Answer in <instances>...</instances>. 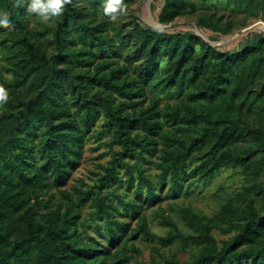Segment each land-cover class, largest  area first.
Masks as SVG:
<instances>
[{"label":"trees","instance_id":"16d2710c","mask_svg":"<svg viewBox=\"0 0 264 264\" xmlns=\"http://www.w3.org/2000/svg\"><path fill=\"white\" fill-rule=\"evenodd\" d=\"M97 1L105 2L72 0L65 7L53 33L56 49L50 52L25 22L26 0L20 7L16 0H0V13H8L11 25L0 26V47L12 72L10 78L0 69V84L9 93L0 107V264L130 262L133 257L123 248L109 261L108 246H115L127 227L116 212L123 206L135 215L140 201L151 205L159 192L144 168L126 158L157 151L160 185L171 180L173 195L187 180H209L225 168H241L249 183L246 205L227 201L213 218L182 206L179 213L190 234L167 214L159 215L170 227L161 243L182 239L198 246L190 261L175 257L173 264H264V34L241 49L219 50L195 32L147 27L135 15L124 22L122 15L113 22L112 37V21L96 15ZM135 1L124 0L126 14ZM227 1L258 17V0ZM198 11L196 0H165L159 21L169 24ZM197 23L225 35L248 24L217 11L197 16ZM111 52L120 59L110 61ZM150 90L180 99L161 106L154 97L144 106ZM115 94L125 100L116 103ZM102 116L103 129L95 136L109 133L121 148L113 151L99 187L122 182L119 168L124 167L128 186L137 184L138 198L146 184L144 199L126 200L117 189L74 195L65 188ZM31 133L40 137L36 145L28 139ZM91 198L93 216L104 219L96 225L105 238L102 245L83 234L87 223L81 210ZM139 220L134 235L157 239L146 215ZM215 226L231 235L219 243Z\"/></svg>","mask_w":264,"mask_h":264},{"label":"rangeland","instance_id":"374dc122","mask_svg":"<svg viewBox=\"0 0 264 264\" xmlns=\"http://www.w3.org/2000/svg\"><path fill=\"white\" fill-rule=\"evenodd\" d=\"M85 1L87 4L91 3V0ZM196 1L199 8L196 15L178 17L172 23L161 24L159 21V14L165 0H136L130 7V11L123 16V21H130L127 19V15H129V17L135 15L140 22L147 27H160L169 32H195L207 42L218 47L219 50L241 49L247 43L255 41L264 34V0H258L260 2V7L256 9L258 17H253L248 8L244 7L241 9L234 4H229L227 0ZM97 3L96 15L99 18H105L103 14V4L105 2L97 1ZM87 7L88 9L92 8L90 5H87ZM212 11H217L221 14L225 13L238 23L246 20L248 24L246 26L237 27L232 33L226 35L198 25L197 16ZM59 19L60 16L45 23L42 22L38 16L34 14L30 15L27 11L25 15V22L28 28L38 33V41H42L45 46H48L50 52L56 49L53 33L57 28L56 24ZM113 25L114 23L112 22L108 29L110 35L115 37L114 31L111 30ZM3 31H6V29ZM7 57L8 54L6 50L0 47V69L7 77L11 78L12 72L6 69V67H10ZM98 59H101V57L97 56L96 60ZM108 59L114 61L115 59H120V57L111 52ZM115 95L116 103L125 100L122 96L118 94ZM154 97L160 98L161 106H165L168 102L170 104L176 103L180 99V97L176 96L171 97L167 93L160 94L150 90L144 100V106H147ZM103 122V116L94 122L82 147L81 155L78 157L79 162L75 167L71 168L69 180L65 188L70 190L74 195H76L79 190L88 192L101 189L102 193H106L112 189H117L116 192L123 195L126 200L144 199V193L147 189L145 188L146 184H143V195L138 198L136 194L137 184L131 187L128 186L126 183L128 174L124 167L119 168V175L123 179L122 182H115L111 187H99L100 176L106 173L105 167L109 165L113 157V151L121 148L120 144L112 143L111 134L109 133H105L101 138L95 136L94 132L96 129H103ZM41 129L42 128H38V135H40ZM135 131L144 133L141 129ZM39 138V136L35 137L33 133L28 136V139L32 141L31 144L33 145L38 143ZM159 154L160 152L157 151L153 154L146 153V158H126L131 164L137 162L144 168L145 174L157 185L159 197L151 205L140 201V212L135 213V215L126 212L123 206L120 207V212H116V218L126 221L127 227L125 231L121 232L122 237L119 242H117L115 246H108L110 248L109 261L117 259V249L120 248H123L128 255L131 254L133 257L127 264H173L175 257L181 262L190 261L198 250V246L191 240L182 239L176 240L168 245L161 243L159 238L165 236L170 227L160 223L159 215L162 213L167 214L178 224L179 228L185 234H190L192 229L185 224L179 213V209L182 206H191L201 214L213 218L221 211L223 204L227 201H232L234 204L238 205H246L248 203V199H245L243 193L249 183H247L245 178L246 174L243 173L241 168L222 169L215 177L209 180L200 179L198 176H195L187 180L183 188L176 195H173L170 190L171 180L168 179L163 186L160 185L159 173L161 170L157 166V162L160 161ZM37 158H39L37 165H41L44 161L38 157V153ZM137 175L136 173V176ZM92 199L93 198H91L81 210L83 215L82 218L86 219L87 223L86 231H83V234L87 240H90L89 236H93L98 240L97 245H102V243H105V238L98 234L96 225H103L104 219L93 216L92 213L95 211V208L93 207ZM112 199L114 203L118 204L115 196H112ZM254 203L257 204L258 200L256 199ZM143 214L146 215L147 222L151 230L157 235V239L148 240L141 236L134 235L139 225L140 216ZM213 234L219 243L231 235L230 233H224L216 226L213 228ZM124 245L126 246L124 247Z\"/></svg>","mask_w":264,"mask_h":264},{"label":"clouds","instance_id":"9594fccd","mask_svg":"<svg viewBox=\"0 0 264 264\" xmlns=\"http://www.w3.org/2000/svg\"><path fill=\"white\" fill-rule=\"evenodd\" d=\"M72 3V0H26V11L28 14L38 16L42 22L52 21L53 18L61 16L65 7ZM24 0H16V7L23 6ZM127 12L124 0H105L103 13L110 21L115 22ZM0 26L9 28L10 20L8 13H0ZM9 99L8 90L0 84V107L5 105Z\"/></svg>","mask_w":264,"mask_h":264}]
</instances>
